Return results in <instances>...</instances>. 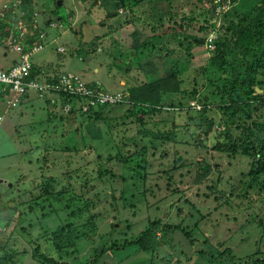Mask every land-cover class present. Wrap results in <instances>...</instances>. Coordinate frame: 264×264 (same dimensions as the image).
I'll return each mask as SVG.
<instances>
[{
	"label": "rangeland",
	"instance_id": "obj_1",
	"mask_svg": "<svg viewBox=\"0 0 264 264\" xmlns=\"http://www.w3.org/2000/svg\"><path fill=\"white\" fill-rule=\"evenodd\" d=\"M216 1L213 27L207 0H0L8 38L47 34L35 62L93 59L83 79L125 101L94 116L55 93L53 123L0 131V264H264V0Z\"/></svg>",
	"mask_w": 264,
	"mask_h": 264
},
{
	"label": "crops",
	"instance_id": "obj_2",
	"mask_svg": "<svg viewBox=\"0 0 264 264\" xmlns=\"http://www.w3.org/2000/svg\"><path fill=\"white\" fill-rule=\"evenodd\" d=\"M97 3L98 2H95L94 5H96ZM107 6H108L107 2L103 3V1H101V7L103 8V10H105V7H107ZM217 19H220V17H218ZM213 21L215 22L216 19ZM91 23L94 25L93 18H91ZM42 25H43L42 27L46 30V27H45L46 25L44 26V22ZM54 25L56 26V23H52V24L47 25V26L53 27ZM57 27H60V26L57 25ZM91 28H94V27L92 26ZM20 29H23V28L21 27ZM45 30H43L44 33H45ZM7 32L8 33L10 32L7 29V23L6 22L1 23V21H0V39L4 38L5 40H7L6 44L10 43L9 46L11 47V50H8V47H6V49L4 48L0 51V52H4V54H0V69L1 68L8 69L14 64V62L18 58L20 60V54L16 51L14 43L15 42H21L22 44L25 45L26 50L28 51V54H29V58L35 66L36 76H37L39 82L43 84L44 81L53 80L52 75H55V72L52 71V68H50V66L54 67L55 71L59 70V67H57V62L54 63L51 61V62H46V63H43V62L37 63L34 60V58L37 55H39L45 49L44 40L48 37L47 34L45 33L46 36L41 35L40 37L38 35H36L33 39H31L29 37L24 38L25 35L21 36L23 33L22 32L18 36L12 34L14 37H16V39H13V37H11V38L7 37L9 35ZM13 32L16 33V28L13 30ZM0 43L3 44L2 42H0ZM61 48L65 49L66 47H61ZM48 50H50L51 56L54 57L56 55V52L53 48V45L48 47ZM66 52H67V50H66ZM68 53L69 52H67V55H68ZM68 56L77 57L75 55H68ZM78 58H81V57H78ZM92 61H93V59H88L86 61L87 68L85 70H83L84 75L89 73V71H87L89 69L88 65ZM60 72H63V71H60ZM72 74L79 76L80 78H82L83 81H85L83 79L84 75L81 76V75L76 74V73H72ZM85 82L90 83V84H95V83H101V85L103 84V82H101L100 80H97V78L95 77V75L93 73L91 74L90 81L89 82L85 81ZM103 89H104V87H103ZM6 92H9L8 89L4 88L0 84V121L3 118L2 121L0 122V131L1 132L4 131L6 134L12 135L13 137H15L14 139L19 140L20 143L22 142L23 139H25V137H21V136L33 134L32 130L36 129L37 127L42 126L39 123V119H41L44 114H45V116H47L49 118L47 121L49 124V123H53L55 115L57 113H59V111H60V109L58 107L59 100L56 98V96H50L53 103L56 102L53 99L54 98L57 99V104L55 106L50 105V106H53L52 108H55V111H53V112L50 111L51 114H48L46 111V110H48V108H46V106L44 104V103H46L45 99L39 97L34 91L30 92L29 97L27 96V97L23 98V100L18 103V106L14 105L16 102H14L15 96L13 95V93L9 92V94L6 95L5 94ZM14 112L20 113V118H18L19 121L17 123H14L12 120ZM26 113H28V114H26ZM78 117H80V116H78ZM67 119H70V117ZM12 125H13V127H12ZM34 135H35V133H34ZM23 142H25V140H23Z\"/></svg>",
	"mask_w": 264,
	"mask_h": 264
},
{
	"label": "built area",
	"instance_id": "obj_3",
	"mask_svg": "<svg viewBox=\"0 0 264 264\" xmlns=\"http://www.w3.org/2000/svg\"><path fill=\"white\" fill-rule=\"evenodd\" d=\"M223 1L218 2L216 14L220 17L223 14L220 9L225 6ZM27 30H24L21 36H26ZM214 37V36H213ZM15 49L20 54V60L9 69L0 71V84L11 90L12 93L18 96H28L31 91L39 95L57 93L62 96H76L80 100L77 102V108L82 107L83 113H93L96 109L103 105H110V107L123 104L125 101L121 94L111 95L104 93L101 83L89 84L84 82L79 76L72 73H61L53 80L44 81L43 84L39 82L36 75H34V64L29 58L28 51L25 50L21 42H15ZM59 52L65 53L63 48L58 49ZM30 91V92H29ZM15 99V98H14ZM69 111H72V104L69 103ZM65 106V110H66ZM77 110V109H76Z\"/></svg>",
	"mask_w": 264,
	"mask_h": 264
},
{
	"label": "trees",
	"instance_id": "obj_4",
	"mask_svg": "<svg viewBox=\"0 0 264 264\" xmlns=\"http://www.w3.org/2000/svg\"><path fill=\"white\" fill-rule=\"evenodd\" d=\"M123 1V0H122ZM139 2H140V0H139ZM207 2L208 3H210L209 5V11H207V9L205 8V12L206 13H208L209 14V17H210V19H209V17H207V18H205L204 20H203V22L204 23H212V26L213 27H215V26H217V23L215 24V22L213 21V20H215V19H217L219 16L216 14V8H217V5H218V2L216 1L215 2V0H212V2H210L209 0H207ZM205 3H206V1H205ZM134 4H137V3H135L134 2ZM139 4V3H138ZM137 4V5H138ZM123 5H125L124 7H127V3L124 1V3H123ZM229 14H225V17H227ZM215 29H217V28H215ZM154 30V29H153ZM24 31V30H23ZM212 34L213 33H209L208 34V38H207V44H208V46L210 45H215L216 44V46H218V47H220V49L218 48L217 49V51H218V53L220 54V53H222V52H224L225 50H223V49H225V48H227V46L224 44V41L221 39V36H220V34L217 36V37H213L212 38ZM27 35V34H26ZM1 44V43H0ZM191 48H192V46H191ZM208 48H210V47H208ZM238 54H240L241 52H240V50H239V52H237ZM59 54H63V53H59ZM243 54V53H242ZM224 55V54H223ZM264 57V56H263ZM209 58H211V57H209ZM260 60V59H259ZM258 60V61H259ZM207 69V68H206ZM206 69H204L203 68V70L201 71V73L205 76V77H208L209 76V72L206 70ZM58 72H60L59 70H58ZM34 75H36L35 73H33ZM82 79V78H81ZM85 82V81H84ZM90 84V83H89ZM10 93H12L11 92V90H8ZM9 92H6L5 94L6 95H8L9 94ZM30 92V91H29ZM14 95V94H13ZM27 97V96H26ZM28 97H29V95H28ZM23 98H25V96H18V94H15V99H14V102H17V103H19V102H21L22 100H23ZM62 100H63V104L61 105V106H63V105H65V104H69V103H71L72 104V111H70V113H74L75 111H76V109H77V102L80 100V98L78 97H76V96H73L72 95V97L71 96H64V98H62ZM119 105H121V104H117V106H119ZM163 106H164V104H162ZM161 105V106H162ZM185 105H187V104H185ZM116 106V107H117ZM101 108L102 107H100V108H98V109H100L101 110ZM113 108V107H112ZM100 110L98 111V110H96V112H94V116H96L97 114H99V116L102 114V113H104V112H100ZM154 111H155V113L157 114V113H160L161 111H162V109H160V106L159 105H157V107L154 109ZM165 110H163V112H164ZM64 114H66V113H64ZM207 119V118H206ZM208 120V119H207ZM216 149H219L220 148V150H222L221 149V147H222V145H217V146H214ZM235 153V151L234 152H232V153H230L231 155L232 154H234ZM264 152H262V154H260L261 156L262 155H264L263 154ZM248 156H251V157H257L258 155H255V154H252V152L251 153H249L248 154ZM256 161V163H255V166L256 165H258L257 164V160H255ZM260 163V166H262L263 164H264V161H260L259 162ZM263 167V166H262ZM259 168L258 170H257V173H260V169H263V168ZM210 167H207L206 168V174H205V176L204 177H206V175H208L209 173H210ZM256 169V168H255ZM255 169H254V171H255ZM257 175H259V174H257ZM256 182H258V183H261V184H264V182L262 181V180H259V178L258 179H256ZM1 211V210H0ZM142 238H144V235L142 236ZM136 242H125V244H124V246L125 245H134ZM8 262H10V261H8ZM86 264H94L93 262H91V263H86Z\"/></svg>",
	"mask_w": 264,
	"mask_h": 264
},
{
	"label": "clouds",
	"instance_id": "obj_5",
	"mask_svg": "<svg viewBox=\"0 0 264 264\" xmlns=\"http://www.w3.org/2000/svg\"><path fill=\"white\" fill-rule=\"evenodd\" d=\"M212 35H213V34H212ZM56 52H57V53H61V52H59L58 50H56ZM65 53H66V52H65ZM65 53H63V54H65ZM32 63H33V62H32ZM33 70H34V73L36 74L35 66H34ZM62 73H63V72H62ZM60 74H61V73H60ZM56 76H57V75H56ZM56 76H53V77H56ZM53 77H52V78H53ZM36 94H37L39 97H43V96H46V95H49V97H50V96H55L54 93H52V94H44V95H41V94L39 95L38 93H36ZM96 110L99 111L100 109H96ZM95 112H96V111H95ZM92 114H94V112H93ZM0 210H1V207H0ZM5 230H6V229H4V231H5Z\"/></svg>",
	"mask_w": 264,
	"mask_h": 264
},
{
	"label": "water",
	"instance_id": "obj_6",
	"mask_svg": "<svg viewBox=\"0 0 264 264\" xmlns=\"http://www.w3.org/2000/svg\"><path fill=\"white\" fill-rule=\"evenodd\" d=\"M58 4L60 5V4H62V2L60 1Z\"/></svg>",
	"mask_w": 264,
	"mask_h": 264
}]
</instances>
